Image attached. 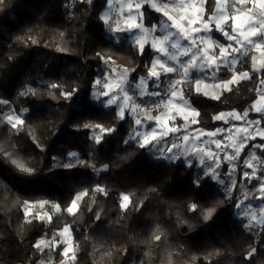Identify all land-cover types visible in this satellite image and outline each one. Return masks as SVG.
Listing matches in <instances>:
<instances>
[{
	"label": "trees",
	"instance_id": "16d2710c",
	"mask_svg": "<svg viewBox=\"0 0 264 264\" xmlns=\"http://www.w3.org/2000/svg\"><path fill=\"white\" fill-rule=\"evenodd\" d=\"M107 8L106 0H92L91 5L82 0H6L0 4V100L8 102L0 105V149L44 170L39 182H33L36 177L21 174L0 159V264H39L47 260V249L39 253L31 245L65 224H72L74 241L79 244L75 264H249L245 256L252 247L257 253L250 264H264V227L247 230L246 219L235 207L242 196V166L229 194L214 181L197 189L191 180L200 169L172 164L144 149L125 145L121 138H127L132 118L118 123L116 110L107 111L92 101L91 86L107 66L96 55L98 52L121 66L136 68L130 77L133 83L145 74L144 64L153 55L151 51L138 55L132 44H117L108 36L98 18ZM144 18L151 27L159 24L162 16L149 9ZM29 36L38 43L31 44ZM214 37L222 40L218 33ZM220 75L227 78L230 73L225 70ZM41 81L59 84L64 91H79L71 101H65L59 97V90H53L54 98ZM26 85L38 92L19 95ZM256 87V80L242 81L238 89L234 86L232 92L224 93L222 102L194 96L195 106L201 111L195 127L214 131L224 124L212 120V115L249 109L257 99ZM9 107L16 115L28 109L22 115L25 125L20 131L7 122ZM258 118L260 114L254 111L247 117ZM85 123L115 125L117 132L107 136L102 146L92 148V130L77 127ZM34 139L43 145V151ZM261 143L264 140L260 138L251 140L240 163L254 144ZM69 152L79 153L81 159L97 168L107 164L109 170L97 175L91 166L54 167L53 157L65 163ZM257 154L264 160V150L258 149ZM228 171L226 165L221 176L227 177ZM96 185L104 186L109 195L96 194V203L89 200L83 204L76 217L63 213L61 217L54 215L51 224L26 222L24 201L49 200L63 208L75 193ZM120 193H130L134 202H143L139 211L122 213ZM190 203L216 211L205 222L202 214L188 212ZM96 211L101 214L99 221L93 216ZM159 233H163L161 240L154 241L153 235ZM52 255L55 262L64 259Z\"/></svg>",
	"mask_w": 264,
	"mask_h": 264
},
{
	"label": "snow or ice",
	"instance_id": "6c2138e0",
	"mask_svg": "<svg viewBox=\"0 0 264 264\" xmlns=\"http://www.w3.org/2000/svg\"><path fill=\"white\" fill-rule=\"evenodd\" d=\"M5 2L6 0H0V4ZM82 2L92 4V0H82ZM112 3L113 0H106L109 10L98 17L106 26L107 31L110 34L127 33L138 55L145 56L149 51L153 55L150 61L144 64L145 74L139 76L137 83L129 79L132 73L137 72L136 68L123 69L119 78L105 74L95 79L91 86L92 101L99 103L107 111L115 108L114 115L118 123L129 117L132 118L135 127L130 125L127 138H121L125 145L144 149L153 156H158L172 164L179 162L180 166L187 168L195 166L200 169V173L191 180L194 187L199 189L204 183L214 181L223 186L226 194L229 193L235 188V181H232L231 177L236 170V165L231 164V161L240 156L249 139L255 140L258 135L261 140H264V127H261V121H264V0H124L120 8L123 26L119 18L113 19L110 15ZM125 5L126 15H124ZM149 9L166 19H161L158 26L153 24L151 27H146L143 20L145 12ZM157 31L162 35H157ZM215 33H218L222 40L216 39ZM115 38L119 39V37ZM17 40H22V38L17 37ZM28 41L31 44L38 43L31 36L28 37ZM28 41H24L26 45ZM57 50L65 51L66 49L58 48ZM96 55L105 65L112 61V57L101 52ZM225 70L230 73L227 78L220 75ZM112 71L114 73L115 69ZM246 80L257 81L255 89L257 99L253 101L251 107L242 113L232 109L227 112L220 111L211 116L212 120L223 121L225 124H229L231 120L245 121L240 127L232 125L237 132L242 129L245 134L243 139L233 140L231 144L233 152L228 153L226 149L229 145L224 144V140L232 139L231 135L224 136L223 139L212 140L216 151L206 148L208 141L202 139L203 136L214 138L222 132L230 133V128H217L207 133L201 129H195L194 132L197 134L191 137L189 134L177 135L182 128L187 133V125L199 123L201 111L195 106L194 96L222 102L225 92H232L234 86L238 89L240 83ZM149 83H151L152 90H149ZM41 84L47 87L53 96V90H59V97L65 101H71L79 91L78 88L64 91L56 83L41 81ZM37 92L38 89L26 85L18 94L26 96L35 95ZM144 97L149 98L146 104L142 102ZM7 103V101L0 100V105ZM27 111L28 109H22L21 115L7 116V122L12 129L21 130V127L25 125L22 115ZM250 111L259 113L260 118L248 120ZM141 112L143 116L139 114ZM153 112L156 114L154 115ZM178 120H182L183 124L177 123ZM150 123L153 126L149 127ZM77 127L92 130L90 136L92 148L102 146L107 136H112L117 132L115 125L105 127L101 123H85ZM170 136L173 139L169 140ZM34 143L41 151L44 150L39 141L34 139ZM252 147L264 150V143L254 144ZM220 152H224L223 157L220 156ZM0 159L13 165L21 174L36 177L33 182H39L43 177V169H37L29 165L26 160L17 159L3 149H0ZM257 159L255 153H252L250 159L244 162L246 167L252 169V172H243L244 178L257 176L252 163ZM53 160L55 161L54 167L64 169H72L77 164L81 167L91 166L97 175L101 171L109 170L107 164L97 168L94 163L81 159L77 152H69L65 163H61L57 157H53ZM225 161L230 163L227 172L228 183L221 178L218 171ZM260 163L264 164V160ZM257 178L264 180V172ZM259 188L264 195V183H261ZM96 194L108 196L109 192L101 185H96L91 190L84 189L75 193L63 208L59 203L49 200L24 201L26 222L31 224L33 220H39L51 224L54 215L61 217L63 213L76 217L82 211L83 204H88L89 200L92 204L96 203ZM131 195L120 193L118 206L124 214L130 210L139 211L142 206L143 202H134ZM46 205L51 206V213L37 211L33 215V208L38 206L39 209H44ZM235 207L247 218L248 222L244 224L247 230L252 231L256 226L264 227V208L261 209V215L257 217L256 212L252 211L250 206L245 205L243 201L235 203ZM187 210L189 213L202 214L205 222L211 220L216 211L214 207L202 209V206L196 203H190ZM88 211H93L91 206L88 207ZM93 216L97 221L101 219L99 211L93 212ZM185 222L181 221V223ZM73 231L72 224H65L63 228L52 232L50 237L48 233H45L31 247L39 253H45L47 249V258H50L53 253L62 256L64 259L61 264H75L79 244L74 241ZM162 235L163 233L154 234L152 239L158 242ZM256 253L257 249L252 247L247 252L245 260L250 264ZM39 264H44L43 259Z\"/></svg>",
	"mask_w": 264,
	"mask_h": 264
},
{
	"label": "crops",
	"instance_id": "0c3cea01",
	"mask_svg": "<svg viewBox=\"0 0 264 264\" xmlns=\"http://www.w3.org/2000/svg\"><path fill=\"white\" fill-rule=\"evenodd\" d=\"M122 4H124V0H113V3H112V6H111V10H110V15L113 17V19H116V18H119L120 19V22H121V26H123V16L120 14V8H121V5ZM109 9L107 8L106 9V11H108ZM127 14V7H126V5L124 6V15H126ZM162 19H166V18H163L162 17ZM143 23H144V25L146 26V27H148L146 24H145V18H144V20H143ZM155 25H159V24H155ZM174 31V30H173ZM157 35H162V33H160L159 31H157V33H156ZM108 36L115 42V43H117V44H122V43H127V44H132L133 45V42L129 39V35L127 34V33H125V34H110L109 32H108ZM115 37H119V39H116ZM149 40H151V37H149ZM183 42V41H182ZM181 59H184L183 57H181ZM169 63H174V62H169ZM125 68H127V69H132L133 67H125V66H121L118 62H116V61H110L109 62V64L106 66V68H105V70H104V72H103V74L102 75H105V74H111L112 76H113V78H119V75H120V73L123 71V69H125ZM113 69H115V72L113 73ZM195 75V74H194ZM131 77V76H130ZM130 77H129V79H130ZM135 83H137V82H135ZM151 83H149V90H152L151 88H150V85ZM148 101H149V98L148 97H144V98H142V102L143 103H148ZM97 103V102H96ZM97 104H99V103H97ZM112 110H115V108H113ZM141 116H143V113L141 112V113H139ZM153 114L155 115L156 113L155 112H153ZM259 119V118H258ZM258 119H255V120H258ZM133 121V120H132ZM236 122V124H239L240 126H242V125H244V123H245V121H235V120H231L230 122ZM221 122H223V121H221ZM177 123H180V124H183V121L182 120H178L177 121ZM223 124L224 125H222L220 128L221 129H229L230 127H231V125H230V123L229 124H225L224 122H223ZM261 125L264 127V121H261ZM132 126L133 127H135V125L134 124H132ZM149 127H151V126H153V124L152 123H150L149 125H148ZM196 126V124H194V125H187L186 127H187V133H185V131H184V129L182 128L181 129V132L180 133H178L177 135H183V134H189L190 135V137L191 136H193V135H196L197 133H195L194 132V130L195 129H198V128H196L195 127ZM252 129L250 128V131H251ZM215 131V130H214ZM203 132H205V133H207V132H211V131H205V130H203ZM239 133V132H238ZM232 134H234V133H232V130H231V132L229 133V132H222L220 135H218L217 137H207V136H203L202 137V139H204V140H207L208 141V143H207V145H205V147L206 148H211L212 150H214V151H216V148H215V144L214 143H212V140L213 139H223V137L224 136H228V135H231L232 136V139L231 140H224V144H226V145H229V147L226 149V151L228 152V153H231V152H233L232 151V147H231V144L233 143V140H237V139H241V137H243L244 136V134H243V136H241V135H236V138H235V136H233ZM256 138H260L258 135L256 136ZM168 139L169 140H171V139H173V137H168ZM249 144V143H248ZM165 147H167V145H165ZM222 147H224V145H222ZM245 149V148H244ZM253 150V149H252ZM244 151V150H243ZM257 151H258V149H257ZM251 152V151H250ZM220 154V156L221 157H223V155H224V152H220L219 153ZM242 155V154H241ZM249 156H250V154H249ZM249 156L248 157H246L245 159H244V162L249 158ZM155 158H157V159H160V158H158V156H154ZM242 163V164H245V163ZM229 162L228 161H225L223 164H222V166H221V168H219L218 169V171L220 172V174H221V172H222V170H224V168H225V166L226 165H228L229 166ZM229 168H230V166H229ZM199 169V168H198ZM221 178L222 179H224L225 180V182L226 183H228L229 182V178H228V176L227 177H224V176H221ZM231 179H233V176L231 177ZM236 182V181H235ZM222 186V185H221ZM77 253H79V251L77 250ZM47 263V262H46ZM48 263H50V264H52L49 260H48Z\"/></svg>",
	"mask_w": 264,
	"mask_h": 264
},
{
	"label": "rangeland",
	"instance_id": "374dc122",
	"mask_svg": "<svg viewBox=\"0 0 264 264\" xmlns=\"http://www.w3.org/2000/svg\"><path fill=\"white\" fill-rule=\"evenodd\" d=\"M10 114H11V115H16V114H14L13 110L9 107V108L7 109L6 119H7V116L10 115ZM230 125H231L230 129L232 130V133H234V134H232V135L235 136V138H236V135H238V134L241 135V136H243L244 133H243L242 129H241V131L238 133L237 130H236V128H235V127H232V125H236L237 127H240L239 124H236V122H233V121H232V122H230ZM261 127H263V126L261 125ZM97 131H98V130H97ZM244 135H245V134H244ZM243 138H244V136L241 137V139H243ZM237 140H239V139H237ZM251 140H252V139H249V140H248V142H247V144L245 145V147L248 145V143H249ZM245 147H244V148H245ZM244 148H243V150H244ZM243 150L241 151L240 156H241V154L243 153ZM232 151H234V149H232ZM252 153H255L256 157L258 158L257 160H253L252 163H253L254 166H255V169H256V172H257V176H259L262 172H264V164H261V163H260V161L263 160V159L260 158V156L257 154V149H256V148H253V150H251V152H250V156H251ZM240 156H239L237 159L231 161V164H235V165H236V170L233 172V174H232L233 179H231V180H232V181H236L237 174H238L237 169H238L239 166H242L243 188H242V196H241L240 201H243V203H244L245 205H249V206H250V209H251L252 211H255L256 214H257V217H259V216L261 215V209L264 208V195H262L261 190H260V188H259V185H260L261 183H264V180H260V179H258L257 176H252V177H250V178H244V177H243V172H244V171L252 172V169L246 167L245 164L240 163ZM250 156H249V158H248L247 160L250 159ZM229 166H230V164H229ZM222 187H223V186H222ZM231 190H232V189H231ZM231 190H230V192H231ZM230 192H229V193H230ZM51 209H52V208H51L50 205H46L44 209H39L38 206H37V207H35V208L32 209V213L37 212V211H40V212L48 211V212H49V211H51ZM238 213H239V215H241L242 217H244V216L242 215V213H240V210H239V209H238ZM244 218H245V217H244ZM245 219H246V221H247V218H245ZM247 222H248V221H247ZM50 236H51V235H50ZM50 236H49V237H50ZM78 251H79V250H78ZM53 259H54V258H53V255H51L50 258H47V260H44V264H50V263H48V260H49L52 264H61V262H55ZM46 262H47V263H46Z\"/></svg>",
	"mask_w": 264,
	"mask_h": 264
},
{
	"label": "built area",
	"instance_id": "2783aa9c",
	"mask_svg": "<svg viewBox=\"0 0 264 264\" xmlns=\"http://www.w3.org/2000/svg\"><path fill=\"white\" fill-rule=\"evenodd\" d=\"M222 188V190H223V187H221ZM224 191V190H223ZM227 194H229V193H227Z\"/></svg>",
	"mask_w": 264,
	"mask_h": 264
}]
</instances>
